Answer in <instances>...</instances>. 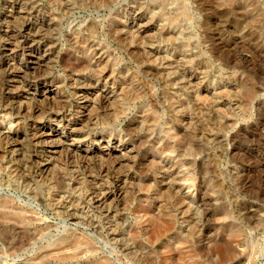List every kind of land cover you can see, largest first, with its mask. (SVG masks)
<instances>
[{"label": "rangeland", "instance_id": "obj_1", "mask_svg": "<svg viewBox=\"0 0 264 264\" xmlns=\"http://www.w3.org/2000/svg\"><path fill=\"white\" fill-rule=\"evenodd\" d=\"M25 27L51 62L15 85L46 78L62 100H30L31 116L4 86ZM102 69L114 97L95 101L76 133L118 141L117 157L62 153L41 179L32 126L50 110L76 119L73 87ZM116 177L121 195L98 208L96 188ZM5 200L0 264H264V0H0Z\"/></svg>", "mask_w": 264, "mask_h": 264}, {"label": "bare ground", "instance_id": "obj_2", "mask_svg": "<svg viewBox=\"0 0 264 264\" xmlns=\"http://www.w3.org/2000/svg\"><path fill=\"white\" fill-rule=\"evenodd\" d=\"M17 11L21 14L26 13L23 11V8L19 6V4L17 6ZM31 32H32V28L25 27L22 30H20L18 33L20 40L19 41L15 40L16 43L19 42V44H21V42H23L25 45L27 44L26 50L23 53H21L22 63L19 65V67L10 68L11 64L7 61L4 62L5 66L9 70L6 83L4 85L7 91V94H9V97L11 95L13 99H16V101L14 102H16L17 113L25 112L24 114H29L30 116L31 114H35L38 111H40L38 106L32 105L33 107L31 108L27 106L28 103H30L31 101L36 102V103L38 102L45 103L48 105L56 104L58 103V101H62L59 96V90H58L59 86L55 82L48 80L46 78L36 80L34 84H29L27 82V84L25 85H20V86L15 85V83L18 82V78L21 77L22 74H26L25 73L26 71L28 70L34 71L33 73H35L36 70H41L50 61L51 53L47 52L45 49L42 48L43 46L36 44L34 39L30 38V36L31 37L33 36ZM7 33L8 34L13 33V31L8 30ZM10 36H12V34H10ZM14 37L16 38V34L15 36L13 34L11 38H14ZM13 44L14 43H11V44L8 43L7 45L8 48H6L5 51L14 52L15 47L13 46ZM106 74H107V71L105 69H102L100 73H98L96 76L98 80L94 82L93 84H90V83L81 84L80 86L73 87L74 88L73 95L77 103L76 119L74 120L69 119L66 113H58V112L50 110V112H48L47 122L45 121V123H41V122L36 123L32 126L30 130L31 132L27 140L34 147V151H35L34 158H36V164L39 169L38 176H40L41 179L45 178V174L47 176L49 175L50 173L49 171H50V168L53 162L56 160V157H58L62 153H64L66 156H69V157L76 156L78 157V159L82 160L83 163L84 162L86 163V161H90V160H93L94 162H97V161L102 162V160L104 159H111L112 157H117L116 154H114V150H116L119 146L118 141H117V144L114 145L115 141L112 140V138L105 139L100 135L99 136L91 135L90 141H86L84 138L81 137L83 132L76 133V131H78L81 128L82 124L84 125L85 123H87V120L89 119L88 117L91 115V112H92V104L95 101L102 102L104 103V105H107V103L109 104L111 103L112 98L114 97V91L111 90L110 88L108 89L107 87V83L109 79L104 78L105 80L102 81V79L100 78V77H107ZM248 95L250 96L251 92H249ZM55 129L58 133L53 134V131H55ZM4 135L5 137L9 139V135H11L10 130L6 131ZM23 139H26V138L25 137L19 138V136L15 137V139L12 141V143L9 146L10 149L14 152L17 151V149L21 147L23 143ZM84 143L85 145H82ZM117 177L115 178L110 188H107L105 190L101 186L96 188L95 197L93 199H94V204H96L98 208L100 207L104 208L108 203L118 200V197L121 195L120 193H122V186L118 184L120 180ZM174 194L177 195V198L179 197L180 200L182 199V196H180L181 194H179V192L175 191ZM6 204H7V201L5 200L0 203V206L5 207ZM158 208L159 206H157L156 210L158 213H160L161 209L160 208L158 209ZM152 224L155 227H158V222L156 220H154ZM163 227H164V230H166V225L162 226V228ZM119 235H120V232L117 234V236ZM143 260L145 261L146 264H148L150 257L145 256L143 257Z\"/></svg>", "mask_w": 264, "mask_h": 264}]
</instances>
